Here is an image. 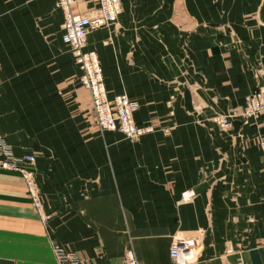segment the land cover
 <instances>
[{
	"label": "crops",
	"instance_id": "crops-1",
	"mask_svg": "<svg viewBox=\"0 0 264 264\" xmlns=\"http://www.w3.org/2000/svg\"><path fill=\"white\" fill-rule=\"evenodd\" d=\"M55 1L0 0V133L15 154L38 152L51 215L37 214L21 174L0 168V264H59L56 242L83 264H127L130 247L142 264H172L176 234L196 247L187 264H264V114L216 121L256 87L264 25L241 27L240 50L204 23L209 0H123V32L94 29L88 47L109 96L127 92L136 120L155 125L131 140L90 123ZM187 187L196 197L181 201Z\"/></svg>",
	"mask_w": 264,
	"mask_h": 264
},
{
	"label": "built area",
	"instance_id": "built-area-1",
	"mask_svg": "<svg viewBox=\"0 0 264 264\" xmlns=\"http://www.w3.org/2000/svg\"><path fill=\"white\" fill-rule=\"evenodd\" d=\"M76 1L57 0V4L64 13L62 39L79 64L81 69L79 80L91 94V116L102 131L119 130L128 139L139 140L143 135L155 130V125L151 121L141 124L136 120L135 111L139 107V102L127 92L116 94L114 97L109 96L98 51L88 47L89 34L94 29L107 25L120 16L123 11V0H99L100 7L96 13L75 12L73 6ZM262 69L263 67L257 69L261 77L256 87L247 94L243 107L216 116V121L224 129L232 126L234 118L241 117L244 121H248L264 114V69ZM164 130L169 131V127H164ZM261 145L264 147V137L261 138ZM35 161L36 155L33 153L16 156L12 145L0 135V167L19 171L23 175L35 208L42 219L48 221L51 215L43 210L40 182L36 169L33 167ZM195 195V188L187 187L182 191L181 197L183 200H190ZM54 249L59 264H83L77 250H69L59 242L54 243ZM195 249L196 247L187 237L176 234L170 245L172 264L191 262L195 254L192 258L190 257L191 260L188 259V254ZM181 250L185 254L184 260H180ZM125 260L127 264H141L132 247L127 249Z\"/></svg>",
	"mask_w": 264,
	"mask_h": 264
},
{
	"label": "rangeland",
	"instance_id": "rangeland-1",
	"mask_svg": "<svg viewBox=\"0 0 264 264\" xmlns=\"http://www.w3.org/2000/svg\"><path fill=\"white\" fill-rule=\"evenodd\" d=\"M80 1L81 0H77L76 1L77 4L75 5V7L73 6L74 11L78 12V13H81L82 7H83V6H81ZM89 1L92 2V4L90 6H87L86 12H90V13L98 12L99 7H100V1L99 0H89ZM176 8H178V7H176ZM56 9H59V6L57 4V0L54 3L53 11L56 12ZM123 10H124V6H123ZM207 14H208V19L206 21H204V23L206 24V22H207V25L209 27H211V26L215 27L221 34H229L233 43L238 44L240 46V50H243V48H245V47L243 46V38H242V35L240 33V31L242 29L241 27H243V29L245 28V30L249 31L250 34H256L255 32H256V30H258L259 26L264 25V0H209L208 6H207ZM39 18L37 17L36 24L38 25V27L40 29H42V28H44L43 25H41L42 18L41 19H39ZM53 22H55V21L52 20L51 23H53ZM104 26H112L116 35H119L123 32V24L120 21V16L117 17L111 23L104 25ZM104 26H101L99 28H102ZM183 30H185V29H183ZM180 43L183 46H185V44L186 45L189 44V39L187 37H185V38L181 39ZM189 57H190L189 54L181 55L179 62H181V63L188 62L186 59H189ZM0 64H1V59H0ZM79 82L81 83L80 80H79ZM82 85L83 84L81 83V86ZM90 96H91V94H90ZM90 109H91V104L86 108L85 112L89 117L90 123L93 124L94 120L91 116V113H90L91 110ZM25 153H28V152H25ZM29 153H33V154L35 153L36 159H37L38 152L37 153L36 152H29ZM2 169H4V168H2ZM36 173H37V177L39 180L40 177H39V171H38L37 166H36ZM181 237H183V236L181 235ZM134 251H135V249H134ZM135 253H136V251H135ZM125 254H126V252H125ZM183 255H184V253L182 251V260H183Z\"/></svg>",
	"mask_w": 264,
	"mask_h": 264
},
{
	"label": "bare ground",
	"instance_id": "bare-ground-1",
	"mask_svg": "<svg viewBox=\"0 0 264 264\" xmlns=\"http://www.w3.org/2000/svg\"><path fill=\"white\" fill-rule=\"evenodd\" d=\"M90 92V91H89ZM0 135H1V133H0ZM2 136V135H1ZM3 137V136H2ZM13 152H14V150H13ZM14 154H15V152H14ZM24 154V153H23ZM23 154H20V155H17V154H15L16 156H21V155H23ZM37 160V159H36ZM35 164H36V161H35V163L33 164V167L36 169V167H35ZM1 168H3V167H1ZM4 169H6V170H10V169H8V168H4ZM11 171H15V172H18V173H20L19 171H16V170H11ZM21 174V173H20ZM22 175V174H21ZM22 177H23V175H22ZM23 179H24V181H25V178L23 177ZM25 185H26V181H25ZM26 187H27V189H28V186L26 185ZM29 191V190H28ZM30 193V192H29ZM31 196V195H30ZM196 197V195L193 197V198H191L190 200H183L182 198H181V201H185V202H188V201H192L194 198ZM31 199H32V202L34 203V201H33V198L31 197ZM33 206H34V204H33ZM34 208H35V206H34ZM35 210H36V212H37V214L40 216V218L42 219V217H41V215L38 213V211H37V209L35 208ZM43 210H44V212H45V208H44V205H43ZM46 213V212H45ZM43 220V219H42ZM169 255H170V251H169ZM170 259H171V257H170ZM191 259V258H190ZM180 260H182V250L180 251ZM126 261V260H125ZM172 261V260H171ZM127 263V262H126Z\"/></svg>",
	"mask_w": 264,
	"mask_h": 264
}]
</instances>
